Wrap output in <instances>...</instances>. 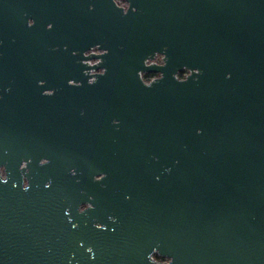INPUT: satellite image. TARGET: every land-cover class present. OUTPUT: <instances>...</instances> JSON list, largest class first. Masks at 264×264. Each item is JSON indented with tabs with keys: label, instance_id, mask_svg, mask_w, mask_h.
I'll list each match as a JSON object with an SVG mask.
<instances>
[{
	"label": "water",
	"instance_id": "water-1",
	"mask_svg": "<svg viewBox=\"0 0 264 264\" xmlns=\"http://www.w3.org/2000/svg\"><path fill=\"white\" fill-rule=\"evenodd\" d=\"M131 4L121 16L111 0H0V264H146L154 247L174 264H264V0ZM94 44L107 71L88 86L77 61ZM165 46L166 67L144 68ZM183 65L202 75L176 83ZM137 71L164 78L144 88Z\"/></svg>",
	"mask_w": 264,
	"mask_h": 264
},
{
	"label": "clouds",
	"instance_id": "clouds-1",
	"mask_svg": "<svg viewBox=\"0 0 264 264\" xmlns=\"http://www.w3.org/2000/svg\"><path fill=\"white\" fill-rule=\"evenodd\" d=\"M111 4L114 6L115 9H117L121 16H127L129 12L131 11L133 14L137 12V8L134 7L131 4V0H111ZM94 6L92 4H89L88 11H93ZM35 24V21L31 18L26 20V26L28 28H32ZM53 28V25L51 23H48L45 25V30L50 31ZM66 49V46H65ZM57 49L53 47L51 51H56ZM166 51L167 48H163L160 51H154L152 59H144L143 60V66L144 68H150V67H158V68H164L167 65V57H166ZM108 54V50L106 48H101L99 44H94L90 46L87 50H84L79 53V55L82 57L80 60L77 61L79 65L82 67V75L87 77L86 84L88 86L95 85L98 81V77H102L106 74L107 69L105 67H100L101 64H103L102 57L106 56ZM72 56H76L77 52L73 51L71 53ZM150 65V66H149ZM147 75L151 79L146 80L144 77ZM200 75H202L201 70L199 68H189L187 65L181 66L180 69L172 73V79L178 83V84H184L189 81V79H193L195 82L196 78H198ZM136 76L138 78L139 83L144 88H151L153 84L159 82L164 78L163 72H146V71H137ZM231 76L230 73L225 74V79H229ZM45 81L44 80H38L37 81V87L42 88L43 91L40 93L44 97H51L55 94V89L51 88H45ZM67 85L69 87H75L79 88L82 86L81 81L69 79L67 81ZM11 87H6L4 89V92H10ZM80 115H84L83 110H81ZM112 126L114 129L119 130L120 121L117 119H113L111 121ZM201 129H196V134H201ZM152 159L155 161L158 158L153 156ZM50 163V161L47 158H41L37 162L38 167H45ZM178 163V161L174 162ZM31 164V159L27 160H21L17 171L20 173V179L19 184L13 183L12 187L16 188L17 186L20 188L23 192H28L31 190V184L29 181V165ZM164 173H169L171 171L170 168L165 167L163 169ZM68 174L70 176L76 177L77 176V170L76 168H69ZM107 178V174L104 172H99V174H95L91 177V180L93 183L100 184V186L103 188L105 185L102 183ZM157 180H159V176L156 177ZM79 182V181H77ZM8 183V176L6 172V166L0 165V184H7ZM52 185V180L49 178L43 185L45 189H49ZM83 194V193H82ZM130 197L126 196L125 199H129ZM93 197L89 195L87 197V201L82 202L77 205L76 207V214L77 215H85L89 211L94 210L95 206L92 203ZM64 215L66 217H69V223L71 224L73 229H76L78 227V224L72 223V219L70 216V210L65 209ZM107 220L113 224H118V220L115 216L109 215L107 217ZM92 226L94 229L98 231H104L107 229V226L105 224L97 222L95 219H93ZM114 231V229H111ZM80 247H84L83 242H80ZM85 252L89 255L90 260L95 259V252L92 246H88L85 248ZM146 264H174V258L168 255H163L160 253L159 249L157 247H154L151 252H149L146 257Z\"/></svg>",
	"mask_w": 264,
	"mask_h": 264
},
{
	"label": "flooded vegetation",
	"instance_id": "flooded-vegetation-1",
	"mask_svg": "<svg viewBox=\"0 0 264 264\" xmlns=\"http://www.w3.org/2000/svg\"><path fill=\"white\" fill-rule=\"evenodd\" d=\"M147 72H156V71H147ZM146 80H148V79H151L150 77H148L147 75H145V77H144ZM162 254V253H161ZM164 255V254H163ZM167 255V254H166Z\"/></svg>",
	"mask_w": 264,
	"mask_h": 264
}]
</instances>
